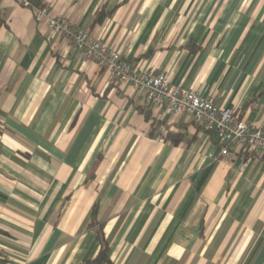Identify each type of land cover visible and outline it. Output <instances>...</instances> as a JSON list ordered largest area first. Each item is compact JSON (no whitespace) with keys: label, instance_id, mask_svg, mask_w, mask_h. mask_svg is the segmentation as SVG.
<instances>
[{"label":"crops","instance_id":"0c3cea01","mask_svg":"<svg viewBox=\"0 0 264 264\" xmlns=\"http://www.w3.org/2000/svg\"><path fill=\"white\" fill-rule=\"evenodd\" d=\"M30 3L0 0V264H105L102 239L113 264H264V157L221 155L34 18L264 127V0Z\"/></svg>","mask_w":264,"mask_h":264},{"label":"built area","instance_id":"2783aa9c","mask_svg":"<svg viewBox=\"0 0 264 264\" xmlns=\"http://www.w3.org/2000/svg\"><path fill=\"white\" fill-rule=\"evenodd\" d=\"M16 2L23 7L31 6L30 0ZM34 18L36 21L45 19L47 26L58 32L74 50L99 67L107 69L118 82L129 83L143 90L149 102L163 105L173 113L191 116L206 132L212 133L224 143L221 155L228 153V146H234L241 153L264 157L262 125L249 124L231 108L217 106L193 90L171 84L168 76L162 72L151 73L140 69L63 15L52 14L45 7H36Z\"/></svg>","mask_w":264,"mask_h":264},{"label":"trees","instance_id":"16d2710c","mask_svg":"<svg viewBox=\"0 0 264 264\" xmlns=\"http://www.w3.org/2000/svg\"><path fill=\"white\" fill-rule=\"evenodd\" d=\"M32 1V0H31ZM105 13H103L102 10H99L97 12L95 21H101L102 18L104 17ZM208 134H210L211 136L215 137V135H213L212 133L207 132ZM91 217L93 218L94 215V207L91 209V213H90ZM100 260L101 262H104L105 264H113L109 258H108V248H107V243L104 239L101 240L100 243V248L99 251L96 255V257L93 260H90L89 262H94V261H98ZM4 261L3 256H0V263H2Z\"/></svg>","mask_w":264,"mask_h":264}]
</instances>
